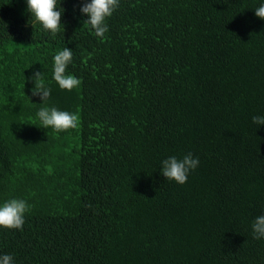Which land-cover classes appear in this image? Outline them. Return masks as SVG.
<instances>
[{"label": "trees", "instance_id": "16d2710c", "mask_svg": "<svg viewBox=\"0 0 264 264\" xmlns=\"http://www.w3.org/2000/svg\"><path fill=\"white\" fill-rule=\"evenodd\" d=\"M59 2V0H58ZM61 0L52 34L26 0H0V206L32 205L22 230L0 228L15 264H264V0H119L97 37ZM90 2V0H86ZM73 52L72 91L53 79ZM78 113L57 133L36 115ZM191 152L184 184L162 161ZM90 205V206H89Z\"/></svg>", "mask_w": 264, "mask_h": 264}, {"label": "clouds", "instance_id": "9594fccd", "mask_svg": "<svg viewBox=\"0 0 264 264\" xmlns=\"http://www.w3.org/2000/svg\"><path fill=\"white\" fill-rule=\"evenodd\" d=\"M26 11L34 17V20L43 26L45 30L52 34H58L65 25L62 23V17L65 9L60 7L61 0H26ZM119 7V0H90L82 4L80 11L88 19L85 21L94 30L97 37H104L108 32V18ZM255 15L264 20V4H261L256 10ZM53 65V79L62 90L72 91L81 85V80L68 73V65L72 63L73 52L68 47L55 54ZM35 82L32 89L33 96H39L42 104L45 105L36 113L42 128H51L57 133L76 129L80 123L78 113L62 111L57 107L47 106L51 95V89L47 87L43 72L36 71L30 78ZM253 123L264 125V116H253ZM199 158L194 157L191 152L182 158L170 156L162 161L161 174L166 180H172L179 184H184L191 171L199 166ZM90 206V205H89ZM32 205L24 199L12 198L0 206V228L22 230L25 223V214L30 212ZM254 239L264 238V215L255 218L252 224ZM0 264H15L13 255H0Z\"/></svg>", "mask_w": 264, "mask_h": 264}]
</instances>
